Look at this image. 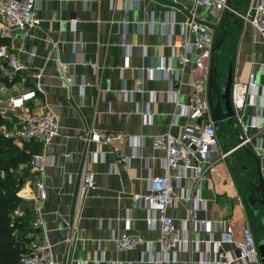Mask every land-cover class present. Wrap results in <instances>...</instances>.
Returning <instances> with one entry per match:
<instances>
[{
  "label": "crops",
  "instance_id": "obj_1",
  "mask_svg": "<svg viewBox=\"0 0 264 264\" xmlns=\"http://www.w3.org/2000/svg\"><path fill=\"white\" fill-rule=\"evenodd\" d=\"M128 1L38 0L39 26L24 31L12 29L0 40L20 66L12 73L0 64L5 78L1 82L9 91L22 92L34 86L33 73L41 71L39 81L44 97L39 94L38 102L29 101L26 107L32 113L42 112L44 108L39 101L44 99L58 116L59 136L47 144L37 139L26 142L28 151L39 147L36 154L43 155V159L38 165H44V170L39 173L29 165L18 196L21 217L28 218L32 226L28 232L34 239L32 242L49 240L53 254L65 264H156L159 227L146 226L150 212L136 196L147 193L151 176L163 174L165 152L152 148L153 136L163 133L179 136L184 125L193 122L181 109L191 94L192 65L187 63L180 69L178 52L169 46V35L179 36L181 24L191 13L206 23L214 40L220 42L212 57L221 78L229 67L233 81L246 82L251 74L255 76L260 91L257 104L246 105L240 118L243 124L255 118L264 125V35L235 14L253 6L254 0H230L232 10L228 14L225 10L217 12L196 6V0ZM61 63H67L68 67L61 70ZM161 63L174 70L179 68L176 76L147 73V68ZM69 75L75 84L64 85L60 76ZM138 79L140 91H136ZM81 81L85 84L83 94L77 85ZM123 90L132 92V96L125 98ZM146 109L151 114L150 123L140 114ZM14 118L12 113L6 119ZM91 130L102 136L121 133L135 138V143L140 141L139 156L131 159L129 167L123 170L118 160L132 154V144L102 145L101 153L95 155L94 145L84 140ZM215 130L219 148L233 149L240 132L237 120L231 124L222 122ZM249 134L250 141L233 149L224 159L226 165L217 164L199 186L204 208L198 214L209 221L214 240L219 239L224 226H230L238 235L244 226L250 225L249 216L257 219L243 201L241 183L256 175L255 161L245 147L258 159L264 179V126L249 130ZM236 152H240L238 160L246 168L238 169L235 165ZM68 154L70 159L66 157ZM110 164H116L115 172L109 171ZM84 168L93 172L95 185L79 198L77 185ZM176 174L173 169L171 175ZM36 180H41L46 188V199L40 208L33 201ZM191 186L188 173L179 182H172L175 199L168 214L178 229L186 217L187 202L183 196ZM73 223L75 236L69 244ZM256 228L257 225L254 232L258 242L263 232ZM125 230L150 241L151 252L145 243L132 250H118L115 236ZM210 237V233L200 228L193 233L196 240ZM200 246L204 248L203 243ZM223 250L236 255L231 246L223 245ZM170 257L173 260L167 264H198L199 259L195 251L176 250ZM206 258L211 262L213 253L208 252ZM232 264H259V260L247 263L237 260Z\"/></svg>",
  "mask_w": 264,
  "mask_h": 264
},
{
  "label": "built area",
  "instance_id": "obj_2",
  "mask_svg": "<svg viewBox=\"0 0 264 264\" xmlns=\"http://www.w3.org/2000/svg\"><path fill=\"white\" fill-rule=\"evenodd\" d=\"M128 1V0H127ZM137 0H131L136 2ZM38 0H0V39L12 29L24 31L29 28L39 26L40 19L36 15ZM228 0H196V6H203L214 11H224L227 9ZM129 6L130 2H126ZM244 24L251 25L259 34L264 35V1L254 0L253 6L246 11L235 12ZM169 46L177 53V64L182 69L187 63L192 65L193 80L191 83V94L188 103L181 106L183 114L193 120L192 123L184 125L179 136L170 133H163L153 136L152 148L163 150L165 157L162 160L163 174L154 175L149 178L148 191L146 194L137 195L136 200L143 202L150 215L145 219L148 228L157 225L159 227L158 245L159 257L155 263H169L170 254L176 250L190 253L195 251L199 255L198 264H232L240 260L241 262H256L259 260L257 242L254 239L252 229L244 226L238 235L230 226H224L217 240L212 238L209 221L201 219L199 212L204 208V202L200 197V183L207 173L211 172L216 163L224 160L235 148L243 147L251 139L249 130H259L264 125L255 118L250 119L247 124L241 122L240 115L246 105H256L259 95L258 84L255 76L251 74L246 82L233 81L231 86V104L235 113V119L240 126L238 135L239 143H236L231 150H221L218 146L215 126L208 116V77L209 60L214 46V36L209 26L199 19L194 13L181 24V34L179 36L169 35ZM34 53L32 52L31 55ZM193 59H190V55ZM0 64L14 72L20 69L17 58L13 55L6 44L0 43ZM67 63H61L60 69L65 70ZM178 68V69H179ZM175 71L171 66L158 64L147 68L148 74L154 72L165 73L168 77H175ZM41 71L34 72V86L22 92L9 91L0 82V115L7 120V113L15 114L13 120H7L9 124L0 126V136L15 142H29L40 139L47 144L52 139L60 135V125L57 114L44 99L40 104L43 111L38 113L30 112L26 103L29 101L38 102V95L44 97V90L40 84ZM64 85H73V76H60ZM80 93L83 94L85 84L81 81L78 84ZM137 89L140 91V80H136ZM125 98H130L132 92L123 90ZM174 102H177L176 94L171 89ZM264 110V105L262 106ZM142 116L151 122L149 109L140 112ZM86 142L94 145L93 153L100 154L101 146H110L114 142L132 144V154L122 156L118 163L123 170H126L131 159L139 156L138 148L140 141L135 143V138L124 134H107L102 136L99 132L91 130L84 136ZM68 159L71 155H66ZM43 159V155L35 154L30 160L33 169L42 173L44 165H38V161ZM177 170L173 177L171 171ZM110 172L116 171V164H110ZM192 180V186L184 194L187 202L186 217L182 221L181 229L175 224L174 219L168 214V208L172 206L175 196L172 193L173 180L179 182L186 174ZM4 172L0 170V177ZM95 185L94 174L87 168L83 170L77 185L78 197L81 198L85 192ZM35 194L33 201L36 207L40 208L46 199V188L41 180L34 182ZM20 208L15 209L11 216L17 218L21 216ZM202 229L211 234L209 240H196L193 233ZM75 236L74 223L71 226V233L67 239L70 244ZM115 243L118 250H132L139 244L145 243L147 251L151 252V242L144 241L141 237L133 235L128 230L122 231L115 236ZM204 244L201 248L200 244ZM223 245L233 248L235 256L230 250H223ZM213 253V260H207V253ZM66 263V262H65ZM59 262L52 251V244L49 240L43 239L32 243L30 251L23 254L20 264H65Z\"/></svg>",
  "mask_w": 264,
  "mask_h": 264
},
{
  "label": "trees",
  "instance_id": "obj_3",
  "mask_svg": "<svg viewBox=\"0 0 264 264\" xmlns=\"http://www.w3.org/2000/svg\"><path fill=\"white\" fill-rule=\"evenodd\" d=\"M4 79L0 71V82ZM3 124L9 122L0 115V126ZM23 143L19 148L12 140L0 136V170L4 172L0 177V264H20L21 256L29 253L34 240L28 236L32 228L28 218L11 216L21 201L18 196V190L22 187L21 178L16 177L15 172L20 165L25 164L27 168L23 171L27 174L31 156L39 150L36 147L30 152L26 142Z\"/></svg>",
  "mask_w": 264,
  "mask_h": 264
},
{
  "label": "water",
  "instance_id": "obj_4",
  "mask_svg": "<svg viewBox=\"0 0 264 264\" xmlns=\"http://www.w3.org/2000/svg\"><path fill=\"white\" fill-rule=\"evenodd\" d=\"M232 6L230 0L227 2L226 13L231 12ZM220 46L218 40H214L213 50ZM212 50V52H213ZM219 70L213 63V57L211 54L209 60V77H208V91H207V102H208V112L210 121L214 126L221 124L222 122H227L231 124L235 119V113L231 104V86L233 83V76L231 67L227 69L224 78L219 76ZM238 135L240 132H237ZM40 140V139H37ZM240 140L237 139L236 143ZM245 151L256 164V175L254 179L248 180V190L245 193V201L248 208L251 210L254 217L259 220L262 226L263 237H261L257 242V251L259 257V264H264V179L260 171V164L258 159L254 154H252L248 148H244ZM22 183V179H20ZM245 188V185L243 186Z\"/></svg>",
  "mask_w": 264,
  "mask_h": 264
},
{
  "label": "rangeland",
  "instance_id": "obj_5",
  "mask_svg": "<svg viewBox=\"0 0 264 264\" xmlns=\"http://www.w3.org/2000/svg\"><path fill=\"white\" fill-rule=\"evenodd\" d=\"M7 115H10V116H12V113H10V112H8L7 113ZM17 146V145H16ZM218 146H219V144H218ZM19 148H21L22 147V145H19L18 146ZM235 155H236V166H237V168L238 169H241L240 167H243V168H246V165H244L243 164V162L241 163V162H239V157H240V152H236L235 153ZM226 162L227 161H225V160H220L219 161V163L217 162L216 163V165L217 164H221L220 166H222V164H225L226 165ZM216 165H215V167H216ZM224 166V165H223ZM215 167H214V169L211 171V172H213L214 170H215ZM24 168H26L25 166H23V165H20L19 167H18V169H17V171L15 172V176L16 177H19V178H25V172L23 171L24 170ZM220 168V167H219ZM224 168L223 167H221V170H223ZM236 170V172H238V173H242V172H240L241 170H237V169H235ZM218 171V170H217ZM210 173V172H209ZM25 174V175H24ZM208 174V173H207ZM236 176V175H235ZM235 181H236V178L234 179ZM246 182L247 181H245L244 183H241L242 185L244 184L245 185V188H242L241 187V192H242V197H243V201L245 200V198H244V195H245V193H246V191L248 190V185L246 184ZM245 202V201H244ZM245 204H246V202H245ZM249 218H250V225H249V227L252 229V232H253V236H254V239H255V241L257 242V240H256V238H255V230H254V227L257 225V230L259 231V232H261L262 230H261V225H259L258 224V221H257V219H254L252 216H249ZM253 224H256L255 226H253Z\"/></svg>",
  "mask_w": 264,
  "mask_h": 264
}]
</instances>
